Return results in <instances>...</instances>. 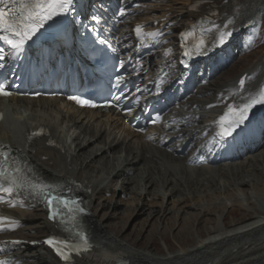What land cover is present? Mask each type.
<instances>
[{"label":"bare ground","instance_id":"1","mask_svg":"<svg viewBox=\"0 0 264 264\" xmlns=\"http://www.w3.org/2000/svg\"><path fill=\"white\" fill-rule=\"evenodd\" d=\"M196 1L202 0H122L124 14L131 12V17L114 30L115 34L127 49L144 46V40L137 42L133 34L139 25L159 29L160 36L167 34L166 39L178 41L181 30L202 14L190 9ZM212 1L234 18L236 31L264 13V0ZM257 19L243 32L250 42L259 36ZM234 41L227 48V57L251 46L241 34ZM170 44L177 49L176 43ZM238 62L180 103L182 110L175 105L173 111L179 117L172 115L167 120L171 126L182 128L169 135L154 128L158 145L130 130L121 116L78 109L56 98L0 101V109L6 114L0 139L18 149L35 170L32 174L59 183H80L86 210L83 219L93 249L106 257L120 254L123 264H264V144L246 159L214 166L192 167L186 157L174 156L176 148L185 143L189 145L188 155L197 149L206 156L212 148L224 151L215 145L211 131L200 125L213 121L222 110V97L231 95L243 104L264 88V51L255 63L226 80ZM167 65L170 70L174 67ZM245 72L249 73L248 83L239 93L235 85ZM40 126L47 135L24 140L27 131ZM169 136L180 138L175 149V144L166 145ZM49 141L56 145L48 146ZM123 206L126 209L122 212ZM236 208L243 213L242 219L223 222ZM0 213L19 221V227L0 235V239L22 242L0 243V258L10 264H64L42 243L55 231L44 208L4 203ZM119 215H123L121 220L109 223ZM140 216L144 222L139 228L134 224L127 233L130 220ZM0 225L9 227L8 221ZM135 231L139 236H132ZM155 236L166 244L171 236L179 245L174 248L169 244L168 251L159 253L155 245L147 246L148 242L154 244ZM74 260L75 264L97 263Z\"/></svg>","mask_w":264,"mask_h":264},{"label":"snow or ice","instance_id":"2","mask_svg":"<svg viewBox=\"0 0 264 264\" xmlns=\"http://www.w3.org/2000/svg\"><path fill=\"white\" fill-rule=\"evenodd\" d=\"M74 8V0H0V41H3L13 51L8 53L15 58L24 45L33 39L44 26L55 17L67 15ZM124 12L121 10V15ZM216 13H213L215 15ZM93 20L97 17L93 16ZM234 18H228L227 22L221 25L213 24L214 39L206 46L204 40L194 50L196 54H206L210 46L223 45L232 36L231 27L234 25ZM136 35L159 36V32L143 33L140 26L135 29ZM191 35V33H186ZM218 35V39L216 38ZM101 44L107 41L101 40ZM182 47L184 45L182 44ZM185 56H191L192 51L185 50ZM6 59L5 49L0 48V61ZM123 65V61L120 62ZM5 67L0 63V69ZM125 80L123 75H118L114 87L119 88ZM163 82V81H161ZM241 86L244 80L240 81ZM159 88V85H157ZM12 93L6 89V84L0 82V95L8 96ZM123 95V93H121ZM82 106L96 107V104L88 99L70 97ZM120 96H114L112 100L106 101V106L113 105V101H119ZM140 102V98H136ZM257 105H264V88L256 94L250 95L240 105H229L227 111L216 121L218 131L216 141L227 142L229 138L246 131L245 125L250 121L251 113ZM129 114L131 109L128 110ZM159 114L152 119V123L159 120ZM39 133H34L37 135ZM215 146V145H213ZM2 147V146H0ZM35 170L25 162L12 155L11 149L0 150V203H8L9 207L17 204L24 205L26 201H37L48 209V219L56 228L66 233L65 236H51L42 243L48 245L57 257L64 264H75V257H84L93 249L90 234L83 224V216L86 210L81 202L75 197L66 195L60 186L37 179L32 175ZM34 206V205H33ZM8 221L9 227L0 226V231L15 230L19 227V221L8 217H0V222ZM14 245L21 244V241H12ZM33 243H36L35 241ZM0 264H10L9 261H0Z\"/></svg>","mask_w":264,"mask_h":264},{"label":"rangeland","instance_id":"3","mask_svg":"<svg viewBox=\"0 0 264 264\" xmlns=\"http://www.w3.org/2000/svg\"><path fill=\"white\" fill-rule=\"evenodd\" d=\"M264 14V13H263ZM262 17V16H261ZM260 17V18H261ZM183 24V23H182ZM259 25L261 26V28L259 29L260 30V32H261V37L260 38H258L257 39V41H256V44L258 45V48L257 49H255L254 51H252L249 55H246V56H244V58L241 60V61H236V62H238V63H236V66H234V69L231 71V72H229V73H227L226 74V76H225V79L227 80L228 78H231L232 79V77H234L237 73H239L241 70H243V68H245V67H247L252 61H254L255 59H257L262 53H263V51H264V15H263V17L259 20ZM248 37V36H247ZM255 36H253V38H254ZM248 39H249V37H248ZM250 40V39H249ZM259 59V58H258ZM235 64V63H234ZM120 179V177H118L117 178V180H119ZM121 181V180H120ZM187 188V187H186ZM95 205H97V203L95 204ZM124 209H126L125 208V206H123L121 209H120V211H122L123 212V210ZM100 214H102V212H100ZM243 216V213L240 211V209H238V208H236L233 212H231V213H227L226 214V218L223 220V222H229V221H233V220H240V219H242L241 217ZM120 217V219H118ZM122 217H123V215L122 216H118V218H114V219H112V220H110L109 221V223H111V224H114V223H116V221H118V220H121L122 219ZM143 218V219H142ZM144 216H140V217H133L131 220H130V222H129V227L128 228H130L128 231H127V233H130V231H131V229L133 228V225L135 224V225H137V227L139 228V224H142L144 221ZM125 221V220H124ZM154 221L152 220L151 221V223H153ZM112 226H114V225H112ZM112 226H110V228H112ZM149 226V225H148ZM118 228H120V226L118 225ZM151 229V226L148 228V231ZM147 232V231H146ZM145 234V233H144ZM132 236L133 237H135V236H139V233H138V231L136 232H134L133 234H132ZM202 237V236H201ZM205 236H203V238H204ZM132 238V237H131ZM144 238H145V240L147 239L146 238V236H144ZM147 241H149V239H147ZM189 241H190V239H189ZM167 242H164L162 239H161V237H159V236H155V242H154V244H151L150 242H148L147 243V246L149 245V246H151V247H153L154 245L156 246V248H157V250L159 251V253H163V252H165V251H168V249H170L169 248V244L172 246V247H174V248H176L177 247V245H179L177 242H176V240L173 238V237H171V236H168V243L169 244H166ZM153 245V246H152ZM148 246V247H149ZM150 247V248H151ZM152 249V248H151Z\"/></svg>","mask_w":264,"mask_h":264}]
</instances>
